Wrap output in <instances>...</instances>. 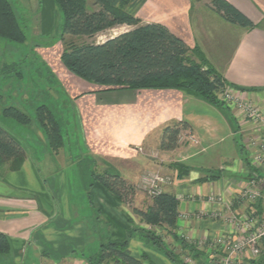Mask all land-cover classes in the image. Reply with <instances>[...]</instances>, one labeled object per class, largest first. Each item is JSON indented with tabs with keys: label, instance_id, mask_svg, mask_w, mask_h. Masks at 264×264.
Returning a JSON list of instances; mask_svg holds the SVG:
<instances>
[{
	"label": "crops",
	"instance_id": "crops-1",
	"mask_svg": "<svg viewBox=\"0 0 264 264\" xmlns=\"http://www.w3.org/2000/svg\"><path fill=\"white\" fill-rule=\"evenodd\" d=\"M37 1L40 3L35 9V25L46 34L56 26L58 7L54 0ZM228 1L257 25L243 27L227 21L208 6L210 0H145L137 16L144 23L164 24L190 46H200L229 86L264 110V0ZM89 2L90 7H95L94 0ZM118 26L124 30L113 36L135 27ZM62 50L60 42L52 47V54L42 56L79 115L87 153L111 163L109 169L136 186L142 183L146 172L170 177V182L162 185V192L179 198L175 231L195 248L190 251L175 241L183 259L178 263L136 233L129 242L132 254L137 258L143 256V264H190L185 257L192 259L193 264H220L223 250L212 242L223 234L234 236L240 231L237 226L216 218L214 213L246 216L251 205L239 200L238 194L250 186L255 175L264 177V167L252 164L248 149L245 132L252 126L230 107L215 106L179 89L101 90L99 85L65 67L60 59ZM177 121H186L190 126L181 133L177 148L162 150L164 128ZM190 141L196 142L194 146ZM245 157H249L248 161ZM47 168H51L49 163ZM0 169V233L7 235L12 245L11 259L0 256V264H89L79 251L85 250V243L94 234L86 239L87 225L72 223L71 213L64 214L61 203L66 199L56 200L61 209H53L56 198L46 191L42 168L27 156L18 171L10 170L8 164ZM53 178L58 194L63 197L67 176L59 173ZM95 185L104 193L98 202L106 205L107 209L101 207V213L107 227L111 225V231L106 232H111V241L126 239L133 224L146 229L153 227L132 214L114 194L105 192L102 185ZM145 198L138 192L134 206L148 209L152 199ZM42 199L47 200L48 208ZM256 208L264 215V190ZM171 236L165 238L166 243ZM243 261L264 264L261 258Z\"/></svg>",
	"mask_w": 264,
	"mask_h": 264
},
{
	"label": "trees",
	"instance_id": "trees-1",
	"mask_svg": "<svg viewBox=\"0 0 264 264\" xmlns=\"http://www.w3.org/2000/svg\"><path fill=\"white\" fill-rule=\"evenodd\" d=\"M63 16L60 56L65 67L76 76L95 83L101 90L115 89H179L197 96L215 106L228 108L222 94L229 85L225 77L210 63L200 46H190L184 39L158 22H142L137 16L145 0H54ZM200 1V0H193ZM208 6L227 21L243 27L255 24L228 0H210ZM118 25L134 28L109 37L102 43H78L76 36L92 37ZM0 36L13 42L23 43L27 37L22 29L11 0H0ZM6 118L22 125H30L33 119L39 124L51 150L60 149L65 143L63 127L55 112L46 104L38 106L35 117L19 107L10 105L1 108ZM186 121H177L163 130L160 147L173 150L179 145L181 133L189 128ZM27 158L25 146L0 124V168L9 165L12 171L21 169ZM248 161L249 157H245ZM108 168L99 179L115 197L128 203L123 190L134 193V184L118 173L111 174ZM152 205L132 211L145 223L158 226L184 248L193 251L175 229L178 221L179 198L169 192L151 197ZM132 221V219L130 218ZM129 235L122 241L102 243L100 251L87 257L89 264H143V256L135 257L130 248V238L139 233L158 250L175 262H183L155 229L131 225ZM12 245L4 233H0V256L11 259ZM250 264H256L253 261Z\"/></svg>",
	"mask_w": 264,
	"mask_h": 264
},
{
	"label": "rangeland",
	"instance_id": "rangeland-1",
	"mask_svg": "<svg viewBox=\"0 0 264 264\" xmlns=\"http://www.w3.org/2000/svg\"><path fill=\"white\" fill-rule=\"evenodd\" d=\"M11 1L27 39L25 42L19 43L0 36V106L1 108L10 105L17 106L34 118L38 106L48 105L55 112L63 127L65 143L60 149L51 150L35 119L30 125H22L13 119L4 117L0 112V124L25 146L30 160L42 168L47 181L46 191L56 198L53 199V209H61L60 203L57 202L59 198L62 199V202L66 199L64 203H61L64 214L71 213L72 223L81 222L87 225L86 239L91 233L94 234L93 239L85 243V250L79 251L84 257L94 256L100 251L102 243L111 241V232L106 233L111 231V225L109 224V229L105 217L101 213V207L107 208L105 204L98 202L104 197V193L102 194L99 187L95 185L96 183L100 184L105 192L113 194L106 185L97 179V174H103L107 168L111 167V163L102 162L87 153L79 115L65 88L43 60L42 55L52 54V47L61 42L64 26L62 12L58 9L56 26L52 27L50 32L42 34V28L35 25L37 20L35 9L40 2L37 0ZM88 6H91L90 2H88ZM58 14L60 15L58 16ZM123 30L124 27L115 26L92 37L76 36L74 40L78 43H101ZM254 130V128L246 129L245 134L248 139L252 137ZM191 141V146H194L196 142ZM249 147L251 148V146H248L250 150ZM48 163L50 169L47 168ZM60 168L61 170H59ZM0 172H2L1 169ZM108 172L116 173L112 169H109ZM59 173H64L68 178V186L63 197L58 194L53 182V176ZM143 191L146 192L141 184L134 186V193L128 188L123 190L128 201L125 205L132 214H135L132 208L138 192L142 194L143 198L150 197ZM42 201L44 207L48 208L47 200L42 199ZM126 216L130 217L128 213ZM152 228L163 237L164 241L165 238L168 239V236L172 235L158 226ZM128 233L129 230H127V237ZM171 237L167 244L172 245L177 253H181L179 247L174 243L175 241L180 242V240L175 239L173 235Z\"/></svg>",
	"mask_w": 264,
	"mask_h": 264
},
{
	"label": "built area",
	"instance_id": "built-area-1",
	"mask_svg": "<svg viewBox=\"0 0 264 264\" xmlns=\"http://www.w3.org/2000/svg\"><path fill=\"white\" fill-rule=\"evenodd\" d=\"M226 104L236 116L254 128L252 137L247 144L251 146L252 164L257 168L264 167V110L253 101L241 97L240 93L231 86H227L222 94ZM181 138V135H180ZM191 140L195 141L193 137ZM180 140V139H179ZM248 145V146H249ZM142 152L144 148L140 147ZM170 182V177L160 172H148L142 178L141 186L150 197L162 192V185ZM264 177L255 175L249 187L238 194L239 200H246L251 205V212L246 216L232 214L225 217L222 211L214 213L216 218L238 227V235L223 234L213 242L223 250L220 264H245L244 258L264 259V215L258 213L257 201L263 195ZM204 242H202L203 244ZM187 263L193 264L192 259L185 257Z\"/></svg>",
	"mask_w": 264,
	"mask_h": 264
}]
</instances>
